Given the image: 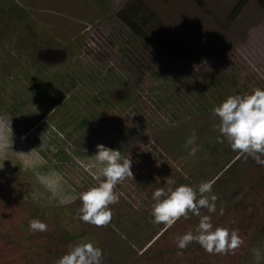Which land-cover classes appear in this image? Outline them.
Here are the masks:
<instances>
[{"label":"rangeland","instance_id":"rangeland-1","mask_svg":"<svg viewBox=\"0 0 264 264\" xmlns=\"http://www.w3.org/2000/svg\"><path fill=\"white\" fill-rule=\"evenodd\" d=\"M127 6L149 21L145 38L117 18ZM256 87L264 9L254 0H0V114L13 130L11 151L0 148V264H56L82 241L102 248L103 264H264V166L218 142L212 115ZM98 144L132 160L107 227L82 222L79 199L61 204L37 179L58 173L75 194L97 186ZM33 149V166L15 154ZM170 177L173 187L215 180L217 211L201 216L239 230L234 254L195 242L177 254L176 237L200 217L152 222V194ZM33 218L48 230L30 231Z\"/></svg>","mask_w":264,"mask_h":264},{"label":"clouds","instance_id":"clouds-1","mask_svg":"<svg viewBox=\"0 0 264 264\" xmlns=\"http://www.w3.org/2000/svg\"><path fill=\"white\" fill-rule=\"evenodd\" d=\"M214 118H219L217 125L220 137L218 142L225 141L233 152H238L245 159L251 157L256 164L264 166V89L256 87L251 94L228 96L219 106L212 109ZM12 118L8 114H0V148L11 151L13 130ZM197 139L195 131L185 143V147L193 145ZM18 152L17 156L24 158L25 164L33 166L32 154ZM197 149L192 148L189 155H195ZM89 160L94 161L100 176L104 179L97 185L78 194L65 192L62 177L52 172L47 175L37 173V179L48 187L53 196L59 197L61 204H68L79 199L81 207L78 217L84 222L96 227H107L113 218L110 205L119 202L120 196L115 191L118 183L126 178H133L132 160L122 152L113 148L97 145L96 154ZM215 180L201 181L196 185L181 184L173 187L175 181L165 178V186L157 188L152 194L151 215L154 224L172 227L181 218L189 219V214L200 217L195 229L187 230L176 237L178 255H183L193 242L198 243L208 254L225 255L232 253L243 244L238 229L219 226L214 227L211 215L201 216V209L216 213L218 196L213 193ZM221 216L224 209H220ZM32 232H45L48 225L39 218L29 221ZM56 264H103V250L93 241H82L69 245L68 252L61 256Z\"/></svg>","mask_w":264,"mask_h":264},{"label":"trees","instance_id":"trees-1","mask_svg":"<svg viewBox=\"0 0 264 264\" xmlns=\"http://www.w3.org/2000/svg\"><path fill=\"white\" fill-rule=\"evenodd\" d=\"M261 9H264V0H254ZM243 4L237 5L236 9H240ZM141 10L135 6H127L117 14V18L130 30L133 36L145 38V31L149 21H145L141 16ZM147 22V23H146Z\"/></svg>","mask_w":264,"mask_h":264}]
</instances>
